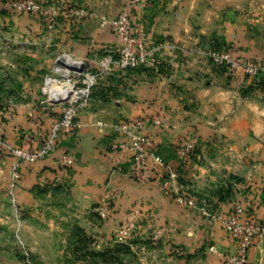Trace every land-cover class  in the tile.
I'll use <instances>...</instances> for the list:
<instances>
[{"label":"crops","instance_id":"crops-1","mask_svg":"<svg viewBox=\"0 0 264 264\" xmlns=\"http://www.w3.org/2000/svg\"><path fill=\"white\" fill-rule=\"evenodd\" d=\"M39 1L79 6L109 18L126 2ZM146 1L133 22L148 42L164 44L163 68L102 76L74 131L61 136L46 159L17 167L16 159L0 150V223L14 227L11 214L39 216L43 211L41 222L51 224L59 208L66 209V216L77 211L93 220L92 213L107 207L102 233L116 244L115 231L135 221L130 246L146 258L145 264H222L225 255L237 251V242L220 224L178 204L174 192L207 202L223 215L237 201L249 216L264 220V91L243 96L242 89L251 84L246 75L219 69L205 55L231 47L264 66V0ZM119 45L99 19L61 13L49 29L38 16L0 6V82L12 81L11 89L0 84V134L14 146L36 148L62 112L59 105L41 102L42 71H50L63 52L95 62ZM140 117L149 119L147 132L159 155L175 167L172 178L158 169L145 180L134 177L132 155L118 149L125 138L97 125ZM195 135L197 152L181 159L177 148ZM167 179L170 189L164 187ZM16 223L25 238L42 232L33 220L17 217ZM159 229L164 232L156 239ZM249 264H264V238L250 250Z\"/></svg>","mask_w":264,"mask_h":264},{"label":"built area","instance_id":"built-area-1","mask_svg":"<svg viewBox=\"0 0 264 264\" xmlns=\"http://www.w3.org/2000/svg\"><path fill=\"white\" fill-rule=\"evenodd\" d=\"M145 2L147 1L126 0L121 12L116 17L109 18L96 11L73 5H47L39 0H0V6L17 14L40 17L49 29H54L61 13L77 20L99 19L120 39V45L115 50L109 51L95 62L89 58H77L67 52L56 57L53 67L45 76L43 94L46 103L61 106L62 112L59 118L53 122L36 148L14 146L0 134V150L14 157L18 162L17 167L20 163L32 164L46 159L55 150L59 138L74 131L79 113L90 104L94 88L102 76L139 69L160 71L163 68L164 44L148 42L143 28L133 22V15ZM205 55L215 67L225 69L232 74L242 71L246 76L256 78L262 76L264 71L263 64L245 59L231 47L209 49ZM81 66H84L82 72L73 69ZM149 122V119L140 117L118 123L98 121L97 125L114 129L125 138L118 149L132 155L131 174L134 177L145 180L148 172L158 169L165 171L172 178L175 175V167L159 155L154 138L147 132ZM162 123V119L155 121L158 126ZM198 141V135L187 139L177 148L178 156L183 160H189L197 152ZM64 162L71 163L70 160ZM170 180L164 182V187L167 189L171 188ZM174 194L178 204L193 208L209 221L220 224L237 242V251L225 255L222 264H249L250 250L257 241L264 238V220L258 221L249 216L237 201H232L231 212L223 215L216 212L207 202L199 203L191 196L177 192ZM98 214L106 219L109 210L107 207H100ZM134 214L137 218L141 217L139 209L135 210ZM135 227V221L126 222L119 235L122 242L132 237ZM163 232V229H159L155 238H160Z\"/></svg>","mask_w":264,"mask_h":264},{"label":"rangeland","instance_id":"rangeland-1","mask_svg":"<svg viewBox=\"0 0 264 264\" xmlns=\"http://www.w3.org/2000/svg\"><path fill=\"white\" fill-rule=\"evenodd\" d=\"M2 25L8 27L10 24L9 21H5ZM28 70L26 68V71ZM42 73L43 75L46 73L42 78L44 83L49 71L43 70ZM37 77L40 79L38 75ZM246 77L250 81L255 79V77ZM8 79H4L0 84L11 89L12 81ZM43 83L40 88L41 102L47 104L44 101L46 97L43 94ZM95 87L101 88V80ZM96 93L100 94V91L97 90ZM253 96L250 94V97ZM40 213L39 216H31L26 211H21L17 215L11 214L10 218L16 224L14 227L0 223V264H145L147 261L143 255L140 257L136 253L138 252L136 249L132 250L130 246L132 238L121 241L119 235L124 224L117 229L119 232L115 231L117 234L115 244L113 238H106L108 237L106 231H104L105 235L102 233L105 219L98 213H92L90 217L93 220H87V217H79L82 216L81 212L74 211L66 216V209L59 208L57 213L52 212L55 219L51 224L42 223V213L45 212ZM46 214L44 218H48L49 222L52 216H49L48 211ZM17 217L35 221L36 224L41 225L42 232L30 233L25 238L20 231H17ZM119 245H126V248L117 247ZM114 249L117 251L113 252Z\"/></svg>","mask_w":264,"mask_h":264},{"label":"trees","instance_id":"trees-1","mask_svg":"<svg viewBox=\"0 0 264 264\" xmlns=\"http://www.w3.org/2000/svg\"><path fill=\"white\" fill-rule=\"evenodd\" d=\"M251 83L252 84L249 85L248 88L242 89L243 96L250 97V94H253L255 91H258V90L264 91V77L263 76H259L255 79H253V81L251 80ZM125 246L126 245H119L117 247L126 248ZM116 251H117V249L113 250V252H116Z\"/></svg>","mask_w":264,"mask_h":264},{"label":"water","instance_id":"water-1","mask_svg":"<svg viewBox=\"0 0 264 264\" xmlns=\"http://www.w3.org/2000/svg\"><path fill=\"white\" fill-rule=\"evenodd\" d=\"M73 69L82 72L83 69H84V66H81V67H74Z\"/></svg>","mask_w":264,"mask_h":264}]
</instances>
